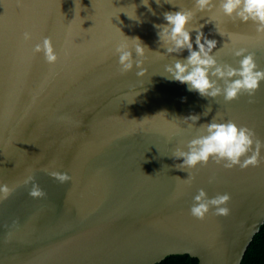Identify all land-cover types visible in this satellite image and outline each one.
Masks as SVG:
<instances>
[{
	"label": "water",
	"instance_id": "water-1",
	"mask_svg": "<svg viewBox=\"0 0 264 264\" xmlns=\"http://www.w3.org/2000/svg\"><path fill=\"white\" fill-rule=\"evenodd\" d=\"M149 4L152 12L142 0H0V185L13 189L0 200V264H157L178 254L242 264L264 225V147L260 164L245 169L210 160L179 171L183 161L172 155L201 134L187 127L190 115L200 116L196 127L231 120L264 141V82L231 102L188 91L165 72L187 50L167 54L154 25L166 23L165 12L192 9L188 27L204 25L218 62L233 67L234 51L245 48L264 69V35L218 7L196 12L193 0ZM44 37L59 55L54 65L32 52ZM134 37L147 46L143 57L133 51L143 76L135 66L122 73L115 54L120 44L134 49ZM29 175L43 198L29 195ZM199 189L209 198L227 193L220 207L229 214L211 206L203 220L192 216Z\"/></svg>",
	"mask_w": 264,
	"mask_h": 264
},
{
	"label": "clouds",
	"instance_id": "clouds-1",
	"mask_svg": "<svg viewBox=\"0 0 264 264\" xmlns=\"http://www.w3.org/2000/svg\"><path fill=\"white\" fill-rule=\"evenodd\" d=\"M159 5L160 0H155ZM143 6L150 12L153 10L149 0H142ZM21 0H18V6ZM214 7L227 17L233 18V21L239 20L244 23L251 21L255 25L258 34L264 35V0H219L217 6L214 0H193V8L196 12L211 11ZM153 15L155 13L153 12ZM195 12L192 9H181L175 12L163 13V19L166 23L156 24L158 29L157 36L160 47L166 49L169 55L180 54L187 50L188 56L184 59H178L173 56V62L165 66L166 78L177 81L188 86V91L197 92L204 98H215L222 95L226 102L238 99L240 95L247 94L250 98L255 95L261 82H264V69H259L255 62V53L248 52L245 48L234 51V55L239 57L238 67L229 64H220L216 58L214 49L217 48V41L208 39L201 30L190 29L188 25L192 21ZM130 18V17H129ZM131 19V18H130ZM139 18H137L138 20ZM195 31V46L191 33ZM219 35L223 36L218 30ZM33 39L31 31L23 32V41L28 42ZM139 41L133 48L127 44H120L115 49L118 56V64L122 73L129 72L135 66L137 76H143L145 69L142 68L143 60L135 57H143L145 45L139 37L131 38ZM33 54L42 53L44 60L49 65H54L59 59V55L53 46L50 37H44L42 42L36 43L32 49ZM252 99L249 103H253ZM211 107H207L203 113L205 116L211 112ZM200 119L199 115H190L183 118L188 128L195 127L201 134L196 135L188 141L186 148L177 147L172 155L175 159H182V163L174 165L179 171H186L189 168H196L198 165L207 166L209 161L222 165L226 169H232L239 166L245 169L248 166H258L260 164V150L264 147V141L256 137L254 130L247 126H238L234 121L215 122V117L209 123L201 124L196 127V122ZM243 158V159H242ZM55 180L60 183H67L71 177L67 173L52 171L48 172ZM195 177L188 172V178L184 179L189 184ZM32 175L26 177L24 185L31 184L29 195L33 198H43L45 193L39 185L34 182ZM212 180L210 179L209 183ZM13 189L7 185H0V200L7 199ZM230 196L225 193L209 198L203 189L198 190V194L193 197V203L190 207V214L197 219L203 220L211 206L216 207V215H228L226 205Z\"/></svg>",
	"mask_w": 264,
	"mask_h": 264
},
{
	"label": "trees",
	"instance_id": "trees-1",
	"mask_svg": "<svg viewBox=\"0 0 264 264\" xmlns=\"http://www.w3.org/2000/svg\"><path fill=\"white\" fill-rule=\"evenodd\" d=\"M157 264H200V260L189 254H178L168 256ZM242 264H264V225L251 242Z\"/></svg>",
	"mask_w": 264,
	"mask_h": 264
}]
</instances>
